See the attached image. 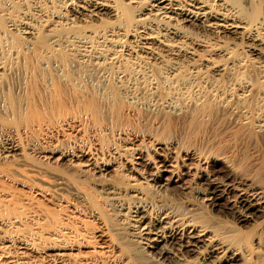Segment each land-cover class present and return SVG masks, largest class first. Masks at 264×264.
Masks as SVG:
<instances>
[{
  "label": "bare ground",
  "instance_id": "bare-ground-1",
  "mask_svg": "<svg viewBox=\"0 0 264 264\" xmlns=\"http://www.w3.org/2000/svg\"><path fill=\"white\" fill-rule=\"evenodd\" d=\"M30 10L44 19L43 32L38 33L39 29L37 36L33 32H27L34 36L29 44L23 40L18 41V38L12 40L11 45L4 39L6 44L2 43L3 37L1 36L9 34L11 30L9 26L15 25L12 12L13 14L16 12L15 16H18L17 12L25 16ZM104 17L112 19L111 22L107 20L105 22ZM73 19H83V22L84 19H88L89 21L80 25ZM91 20H96V22L98 20L101 26L92 24ZM116 33L124 38L120 43L124 51L130 50L131 52L132 38L137 42L138 50L151 57H154V46L162 48L175 58L193 59L196 56L194 52L199 49L204 52L202 55L206 54V59L200 58L199 60L207 63H201L212 73L219 74L228 68L218 66V61L213 60L211 56L221 55L225 60L234 59V49L232 51L231 46L228 47L231 40L237 39L241 44L245 43L246 46H243L248 51L264 57V0H0V57L3 56L5 59V61H0V132L6 126L22 131L25 134L23 136L30 141L36 156L39 160L41 159L40 165L44 162L48 166L51 163L58 166L62 160L66 159L69 162L68 166L73 169L69 180H74L76 175L87 179L96 174L102 177L110 173H119L126 179L135 177V181L153 187V189L171 190L179 195L189 194L204 208L215 207L223 201L225 208L237 213L241 221H246L261 212L264 222V137H262L264 136V119L254 124L252 120H255V117H252V113L247 110V105L243 110L246 109L248 112L240 111L239 108L232 109L234 96L219 98L216 86H213L216 89L212 91V89H204L201 85L197 88H203L206 91L198 92L200 94L195 98L189 95L191 99L180 103L160 101L161 103L151 104L143 98L139 99L141 96L134 95L137 99L133 95L127 97L126 94L129 93L126 91L127 88H124L122 78L125 76L138 78L144 71L142 68L148 67L147 64L144 66L139 63L135 66L129 63L130 61L123 62V70L120 71L122 74L117 76V80L107 76L106 79H102L100 89L96 90L89 85L83 71L80 72L81 69L79 71L80 65L74 61V58L72 60L68 57V52L65 53L61 49L62 42L65 43L63 39L72 37L74 42L82 43L85 48L86 45L91 46L92 49L94 43H102L101 46L117 43L114 40ZM68 42L71 41L68 40ZM1 44H4V47ZM85 48L84 51H86ZM106 49L103 52H106ZM236 53L239 55V52ZM107 54L108 57L111 55L110 58L114 59L113 53ZM127 55L130 56L129 53ZM102 56L94 55L95 69L100 68L101 70L110 64L109 59L108 64L105 62V56L104 58ZM149 56L147 57L150 58ZM50 57L57 60H53L56 66L52 69L45 64L48 58L47 61H50ZM152 65L149 66V70L154 76L155 70ZM241 68L243 71H252V66L248 63H241ZM199 72L201 73L198 70L195 75H200ZM203 77L205 75H202ZM258 86L260 85L256 83H247L243 92L238 95L240 98L236 96L235 101L239 102L240 99V103L245 104L248 102L247 99L254 95ZM183 125L197 126L203 130L210 129L213 132L229 128L236 135L240 134L244 136V139L247 137L248 141L256 143L255 147L259 146L260 150H256L251 158L252 166L249 165L252 168V174L246 173L245 168V173H242L243 170L239 173L238 168H232L226 158L222 160L221 157L220 159L221 155L213 149L210 152L200 149V146L197 148L192 143V145H184L185 142L180 143L172 135ZM87 127L93 131L90 146L79 143L80 145L64 147V143L61 145L56 138L58 134L73 136L85 131ZM106 131L111 134L110 140L106 142L99 140L97 133L105 136ZM52 139H54L53 142ZM19 145L18 142H11L5 149L3 157L7 159L20 156L23 150ZM218 161L225 163V166L216 167L215 163ZM11 169L9 171L2 169L0 174L9 178L18 173L23 174L25 171L22 168H19L20 170L13 168L14 172H11ZM129 184L131 183H127ZM7 187L8 185L5 187L0 182V264H6V262L8 264H30L24 258H18L20 261L14 260L9 256L10 252L8 254L2 246L6 240L3 238L5 235H2L5 232L4 229H7L8 225L14 222L13 220H19V216L29 206L28 200L22 197H20L22 199L20 202L12 203L14 198L7 195L9 193H7ZM78 193L84 194L80 191ZM165 205H160L161 213L154 220L140 222L143 224L140 227V236L138 234V239L133 240V243L130 242L134 248L128 243L126 251L120 250V262L157 264L159 259H169L174 262L178 257L180 259L181 256H185L184 254H197V258H202L203 262L204 259L211 258V263H213L212 257L216 256L215 253L218 255L216 257L218 261L230 263L242 257L241 255L238 257L239 252L228 253L231 245L225 244L224 240L219 241L217 234L209 231L207 226L189 218L186 214L191 210L190 208L180 204L175 205L178 207H174V210ZM177 210L183 213H177ZM140 218H144V215L141 214ZM263 239L264 223L256 236L255 244L263 247ZM64 248L60 246L53 249L54 264L69 262V260L65 261L68 253ZM148 248L151 250L148 251ZM154 250L157 256H152L151 253ZM237 250L240 249L235 251ZM24 256L27 257L26 254ZM79 259L73 261L72 264H95L96 262V260L86 262V259L85 261H79Z\"/></svg>",
  "mask_w": 264,
  "mask_h": 264
},
{
  "label": "rangeland",
  "instance_id": "rangeland-1",
  "mask_svg": "<svg viewBox=\"0 0 264 264\" xmlns=\"http://www.w3.org/2000/svg\"><path fill=\"white\" fill-rule=\"evenodd\" d=\"M30 11L27 12L25 16L22 15V13L20 12H19L20 15L17 12L18 16H15L16 12L15 14H13L12 12V17L14 15L13 19L15 18L14 20L16 21V18H17V21L16 22L14 21V24L16 25L17 23V25L16 26L14 25L11 27L9 26V29H11L9 31V34L7 33L8 35L6 34V35L1 36V38L3 37L2 43L6 44L5 43L6 41L9 44L10 43L13 44L12 40L14 41L15 39L18 38L17 39L18 41L22 42L23 40V42H25L26 44L27 43L29 44L33 41L34 36L29 35L27 32L35 33V36H37V31L39 29L40 30L38 31V33L43 32V29H44L43 20L44 19L36 16V14L33 13V11L32 12ZM104 18H105V22L106 20L108 22L109 21L111 22L112 20L107 17H104ZM73 20H75V22L80 25L84 24L85 21L86 22L89 21L88 19H84V22H83V19H73ZM90 22L97 26L100 25L98 20L97 22L96 20H91ZM31 28H33V30ZM155 31L156 30L154 29V32ZM200 35H202V33ZM12 36L15 38H13ZM63 40L65 41V43L62 42L61 49L65 53L68 52L67 53L68 57L71 58L72 60L74 58V61H76V63L80 65L81 68H79V71L80 69H81L80 72L83 71V74L87 78L86 79L87 82L89 81L88 82L89 85L94 87L96 90L100 89L101 83L103 81L102 79L103 78L106 79L107 76L111 78H115V80H117L118 79L117 76H121L122 74L121 72L123 70L122 68L124 64L123 62L130 61L129 63L134 64L135 66L137 63H139L144 66L147 64L146 66L148 67L146 68L141 67L144 71L142 75H139L138 78L136 77L138 80L135 77H129V76H125L122 78V80L124 81L123 83L125 85L123 86L125 89L127 88L126 91L127 93H129V94H126L127 97H130L131 95L133 96L135 95L136 97L141 96L139 97V99L143 98L147 100L148 102H150L151 104L152 103L154 104L156 102L159 103L160 101L180 103L182 101H185L186 99L187 100L191 99V97L193 98L197 97L198 94L202 93L203 91H206L209 89L210 90L212 89L213 91L217 88L219 95H220L219 98L220 97L224 98L227 96L229 98L230 96H234L232 102H233V106L236 104L235 105L236 108L235 106L234 107L232 106V109L239 108L240 111H242L244 108L248 106L247 110L252 113V117H255V120H252L254 124H257L258 122H260L261 119L262 120L264 119V68H263L264 67L263 65L264 57L261 55H256L254 52L248 51L244 47L246 46V44L245 43L241 44V42H239V40L237 39L231 40L232 43L229 42V45H228V47L231 46L232 51L234 49L233 52H235L234 57L236 58V60L235 58L234 59L230 58V59L225 60L223 56H222L223 58L221 57V55L211 56L213 60L215 59L218 61V64H219V65L217 64L218 66H222V67L225 66L226 68H228V70L225 69L222 71V73H219V74L212 73V71L209 68L208 69L207 67L205 68L204 64L201 62H204V63H207V62L201 61L199 59L200 58L206 59L205 58L206 54L202 55L204 52L199 49L196 50V52H194V54L196 53L197 57L194 56L193 57L194 60H193L187 57L175 58L172 55H170V53L163 50L162 48H158L154 46V51H155L154 52L155 58H154L149 55L141 53L136 47L137 42L134 41L132 38L130 42V46H131L130 49H132L131 52L130 50L128 52L124 51L121 47L122 45L120 44L122 43L124 38H122L121 34L119 33L115 34L114 40H116L117 43L104 44V46H101L102 43H99V44L94 43L92 44V49H91V46L88 47L86 45V48H85V46H82V43L74 42V39H72V37H70V39L64 38ZM68 40H70L71 42H68ZM8 43L7 45H9ZM4 44H1V45L4 47ZM102 47L104 48V50ZM84 48L87 52L84 51ZM99 49L100 51L102 49V51L100 52ZM105 49L107 51L103 52L105 51ZM88 50L95 51V52L91 53ZM134 52H137V53H134ZM236 52H239V55ZM95 53L100 55V57L102 55L105 56L104 54H107V53L109 54L113 53L114 59H112V57L110 58L111 55L109 57H108V54L106 55L107 57L105 56L106 58L105 62H107L108 59H109L108 62H110V64L107 62L109 65L107 63L105 65L106 66L108 65L110 67L107 66L106 68H103L101 70H99L100 68H96L97 69L96 70L94 66V63L96 61H95V58H93L94 55H97ZM126 53L127 54L129 53L130 56H128ZM147 56H149L151 59L148 58ZM2 57H0V61L1 60L5 61L4 57L3 58ZM139 57L140 58L143 57V59H140ZM47 60L45 64L47 65V67L49 66V69L50 67L52 69L56 66V62L53 61V60H56L55 58L53 59L50 57L51 62ZM241 63L250 64V66H252V71L250 72L243 71L241 68ZM151 65L154 66V70H155L154 76L151 74V71L149 70V66L151 67ZM192 70L193 71L196 70V72L199 70L201 71V73L202 72L203 73L201 74L199 72L200 75H195L196 72L195 71L193 72ZM202 75L203 76L205 75V77L202 78ZM177 76L178 78H176ZM200 76L202 79L200 78ZM247 83H254V84L256 83L260 86H258L259 87L257 88L258 90L257 89L255 90V92L253 93L254 95L250 97L251 99L250 98L247 99V101L248 102L250 101V102L249 103L246 102L244 104L242 102L240 103V99H239L240 97L238 95L243 92V90L245 89L244 87ZM151 86L154 88H152ZM200 86L206 90H203V88L198 89ZM213 86L214 87L216 86V88H214ZM138 93L141 95H139ZM161 96H163V98ZM236 96L239 97L238 98L239 102L235 101ZM136 97L135 99H137ZM182 98H184V100ZM248 111H246L245 109L244 112H248ZM225 129H221V131L217 130L213 132V130H210V129L203 130V128H199L197 126L183 125V126H180L177 132L173 134L172 136H174L175 139L180 141V143L182 144H184L185 142L184 145L194 144L193 146H196L197 148L200 146L199 148L202 150L206 149L205 151H210V152L213 150L214 152L217 151L221 155L220 159L221 157H222V160L226 158L227 163L232 168H235V169L238 168L237 171L239 173L242 170H243L242 173H245L244 172V168H245L246 173H249V175H251L252 174L251 158L256 153V150L258 149L260 150V147L259 146L255 147L256 143L254 144L253 141L251 142V140L248 141L249 139L247 137H245L244 139V136L240 134L236 135V133L231 131L229 128L227 130ZM3 131L0 132V168H1L0 170L1 172L3 171L2 169L9 171V169L11 168L16 169L17 167H19L20 169L22 168L25 171L23 174L18 173V174L10 176L9 178H7L5 175L3 176L2 174H0V182L3 183L5 187L8 185L7 193L8 192L9 193L8 194L6 193V194L10 197L13 196L12 199L13 198L14 199L11 201L12 203L14 202L15 204V202L17 203L18 201L20 202V200H22L20 199V197H22V198H26L29 204L25 212H23L22 215L19 216L20 219L13 220L14 222H12L11 225H8L9 227H7V229H4L5 232L3 230L4 234L2 235L7 236L9 234L7 236L8 239L7 237L5 238V236H3V238L7 240V241L5 240L4 242L2 240L3 242L2 246H4L3 249L4 250L6 249L8 254L10 252L9 256L13 257L14 260L17 259V261H20L18 260V258L19 259L24 258V260H27V262H29L30 264H41V263L42 264H52L54 262L53 260H55V257L53 255L54 250L60 246L62 248H64L65 246L66 248L64 249H66V252L68 253V256L66 257L65 261L69 260V262L68 261L65 262L67 264H72L73 261H76L79 258H80L79 261H85L86 259V262H88V260H96L95 264H125L123 262H120L119 260L121 257V254L119 253L120 250L126 251L127 249L126 244L128 243L131 245V247L133 246L134 248V245H132L133 243L132 241L138 239V237L140 236V230H141L140 227H142L143 225L140 222H143V221L149 222L150 219L154 220L161 213L160 205H165L166 203L165 207L168 208L170 206L169 208L170 209L172 208L174 210H175L174 207H178L180 204L187 206L186 208H190L191 210L186 214L189 216V218L195 220L197 223L201 225L207 226L209 228V231L217 234L219 241L224 240L225 244L231 245L230 252L228 253L239 252L238 257H240V255L242 256L235 261H231L230 263L228 262L221 263L216 258L218 257V255L214 253V255L216 256L213 255L214 257H212L213 263H211V260H210L211 258H209L208 260L204 259V262H207L208 264H264V246L262 247V246L255 244L256 236L264 223L262 221L263 213L261 214L260 212L256 216L252 218H248V220L246 221H241L237 213L235 214L227 207L225 208L223 201H220L219 204L215 207H208V208L205 207L204 208L198 202H196L189 194L179 195L177 192H174L171 190L165 191V190H158L155 188L153 189V187L145 186L139 181H135L136 180L135 177H127L128 179H126V177H123L122 174L119 175V173L118 174L110 173L102 177L99 176V174H96L94 177L91 176L87 179H84L80 177L79 175H76L74 180H69L70 179L69 175L73 173V169L70 166H68L69 162L66 159L62 160L58 166L57 165L55 166L53 163L51 164L48 163L49 164L48 166L44 162H42L43 164L40 165L41 159L39 160V158L36 156L35 152L32 149L33 147L31 146L30 141L28 140V138H25L26 136H23L25 134H23L22 131L20 130L17 131V129H15L12 126L10 127L6 126L3 129ZM99 134L97 133L99 140L102 139V141L106 142L110 140L111 138L110 136L111 134L109 131L105 132V136H103L102 134L101 135ZM92 135H93V131L87 127L85 131L74 134L73 136L70 135V137H68L66 135L64 136L63 134L62 135L58 134V137L56 138H58L57 140L60 141L59 143H61V145L64 143V147H66L67 145L68 146L70 145L72 146L75 144L80 145L81 143L85 144L86 146H90L92 142V139H91ZM235 138L237 139L235 140ZM53 140L54 139H52V142ZM11 142L13 143L18 142V144H20L19 146L22 147L23 151L20 156H13V157H9L6 159L3 157V154H4L5 149L11 144ZM250 142L253 143L254 145L251 144ZM216 143L217 144L220 143V145L219 144L217 145ZM201 146L203 148H201ZM39 161H40V164H39ZM215 164H216L215 166L218 168H222L223 166H225L224 165L225 163L223 164V162L221 161H218ZM249 164H251V166ZM60 165L62 167H60ZM8 167L9 169H7ZM19 168H17L16 170H20ZM11 172H14V170H12ZM127 183H131V184L127 185ZM134 183L136 185H134ZM137 183H140V184H137ZM78 187H80L81 190ZM76 188H78V190H76ZM103 188H104V191H103ZM79 191L83 192L85 194V197H83L84 194L81 195L80 193H78ZM152 194H154V196H152ZM175 205H178V206H175ZM177 213H183V212L177 210ZM141 214L144 215V218H140ZM135 231L136 232L138 231V233H136ZM250 242L252 245L250 244ZM54 246H56L55 249L53 248ZM236 249H240V250L235 251ZM149 250L151 249L148 248V251ZM156 250H154L151 253L153 254L152 256H157ZM70 251L72 254L70 253ZM125 251L123 252L126 253ZM11 252L12 254L13 253L14 254L12 255ZM123 252L122 254H124ZM23 253H25L26 256L27 254L29 255L25 258L24 256L25 254L22 255ZM184 255L185 256H181L180 259L179 257L175 259L176 262L174 259H173L174 262H171L172 260H169V259H168L169 261L167 259H161V260L159 259L157 260L156 263L158 264V261H159V264L160 263L161 264H195V263L196 264L197 263L207 264L203 262L202 258L200 257L197 258L198 256L197 254H189V255L184 254ZM98 257H100V259ZM73 258L75 259L71 261ZM192 261H194L195 263ZM6 264L8 263L6 262Z\"/></svg>",
  "mask_w": 264,
  "mask_h": 264
}]
</instances>
